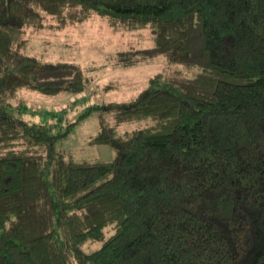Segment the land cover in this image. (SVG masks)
I'll use <instances>...</instances> for the list:
<instances>
[{"label":"trees","instance_id":"16d2710c","mask_svg":"<svg viewBox=\"0 0 264 264\" xmlns=\"http://www.w3.org/2000/svg\"><path fill=\"white\" fill-rule=\"evenodd\" d=\"M38 7L150 26L153 44L119 62L166 55L199 70L157 71L100 106L154 120L119 133L102 117L90 142L113 158L66 156L57 140L76 121L53 133L23 115L19 93L82 90V65L22 53L17 69L5 63L42 25ZM0 264H264V0H0Z\"/></svg>","mask_w":264,"mask_h":264},{"label":"rangeland","instance_id":"374dc122","mask_svg":"<svg viewBox=\"0 0 264 264\" xmlns=\"http://www.w3.org/2000/svg\"><path fill=\"white\" fill-rule=\"evenodd\" d=\"M38 9L43 15L42 25L26 28L22 38L14 43L5 63L9 69H17L22 53L82 65L89 78L82 90L45 93L23 88L19 93L27 103L23 115L30 120L51 122L53 133L65 128L70 121H76L57 140V148L66 156L90 160L113 158L116 152L112 145L90 142L100 128L102 117L119 133L130 132L154 120L151 117L119 120L114 109L102 112L100 106L134 97L157 71L181 68L191 75L199 70L198 66L186 68L182 63L172 62L166 55L133 65L119 62V51L153 44L150 26L134 29L114 27L108 17L99 12L85 19L72 20L67 15L68 10L51 13L40 7ZM22 39L23 45L20 42ZM90 105L97 108L85 113ZM95 244L89 243L87 247Z\"/></svg>","mask_w":264,"mask_h":264}]
</instances>
